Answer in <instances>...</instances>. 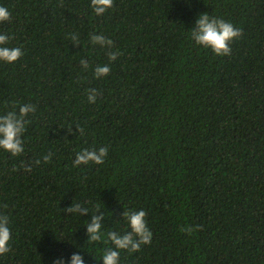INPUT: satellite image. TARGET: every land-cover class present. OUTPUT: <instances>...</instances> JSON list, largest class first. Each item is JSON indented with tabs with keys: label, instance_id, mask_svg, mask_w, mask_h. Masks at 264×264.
Wrapping results in <instances>:
<instances>
[{
	"label": "trees",
	"instance_id": "16d2710c",
	"mask_svg": "<svg viewBox=\"0 0 264 264\" xmlns=\"http://www.w3.org/2000/svg\"><path fill=\"white\" fill-rule=\"evenodd\" d=\"M0 5L11 11L0 31L24 51L0 62V114L36 106L24 153L0 149V214L12 226L0 264L76 251L101 264L110 242L87 241L92 212L73 215V202L103 205L105 230L123 228L125 208L146 210L152 241L120 264H264V0H113L99 16L91 0ZM202 12L240 29L229 55L189 38ZM99 64L106 77H94ZM103 146V164L73 165L81 148Z\"/></svg>",
	"mask_w": 264,
	"mask_h": 264
},
{
	"label": "clouds",
	"instance_id": "9594fccd",
	"mask_svg": "<svg viewBox=\"0 0 264 264\" xmlns=\"http://www.w3.org/2000/svg\"><path fill=\"white\" fill-rule=\"evenodd\" d=\"M113 0H91V7L96 15L104 14L112 7ZM11 17V11L8 7L0 5V23L8 21ZM240 29L232 22L223 18L214 16L208 12L200 13L192 28H190L189 38L205 49H210L216 55L226 56L231 53V43L240 36ZM12 37L5 32L0 31V62L14 63L24 55L22 47L10 46ZM91 42L93 45L100 44L112 46L111 39H107L102 34H92ZM117 58L116 52L110 53V59ZM86 70L89 62L81 58L80 61ZM110 72L108 64H99L94 68V77H106ZM98 92L96 89H89L87 100L89 103H95ZM36 106L32 103L18 104L10 111L0 114V149L16 157L24 153L25 141L22 133L28 123L29 113L34 112ZM108 154L107 146L99 148H81L76 152L73 161L74 166L87 165L90 162L94 164H103ZM51 155H44L43 161L48 162ZM41 159L37 158L35 164H40ZM27 171H31V166H26ZM103 205L97 203L85 207L80 202H73L66 210L73 215L82 216L89 211L92 212L91 220L85 218L83 226L86 228L88 242L108 241L110 246L99 250L96 257L101 264H120V253L128 250L136 252L142 245L150 244L153 233L148 225L147 212L144 208H125L122 223L123 228L117 227L113 230H105L103 226L104 213L96 215ZM191 230V229H189ZM12 226L10 218L6 214H0V256L6 255L11 251ZM78 247V246H77ZM52 264H86V260L81 252L71 253L67 258L64 256L56 257Z\"/></svg>",
	"mask_w": 264,
	"mask_h": 264
}]
</instances>
